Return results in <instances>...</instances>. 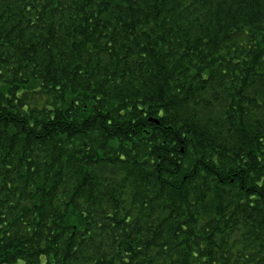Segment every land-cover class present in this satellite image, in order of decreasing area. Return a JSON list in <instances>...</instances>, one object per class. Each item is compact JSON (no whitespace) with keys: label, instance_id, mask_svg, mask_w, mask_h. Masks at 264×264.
<instances>
[{"label":"trees","instance_id":"obj_1","mask_svg":"<svg viewBox=\"0 0 264 264\" xmlns=\"http://www.w3.org/2000/svg\"><path fill=\"white\" fill-rule=\"evenodd\" d=\"M0 264H264V0H0Z\"/></svg>","mask_w":264,"mask_h":264}]
</instances>
